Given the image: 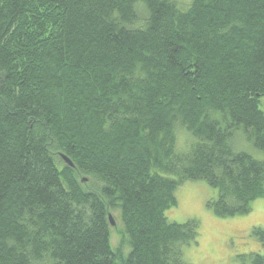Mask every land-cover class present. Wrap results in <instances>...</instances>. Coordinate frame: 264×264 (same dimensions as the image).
<instances>
[{"label":"trees","instance_id":"trees-1","mask_svg":"<svg viewBox=\"0 0 264 264\" xmlns=\"http://www.w3.org/2000/svg\"><path fill=\"white\" fill-rule=\"evenodd\" d=\"M263 97L264 0H0V264H193L166 212L188 180L220 216L264 197L233 141L264 152Z\"/></svg>","mask_w":264,"mask_h":264},{"label":"rangeland","instance_id":"rangeland-1","mask_svg":"<svg viewBox=\"0 0 264 264\" xmlns=\"http://www.w3.org/2000/svg\"><path fill=\"white\" fill-rule=\"evenodd\" d=\"M188 1V0H182ZM261 107L264 109V97ZM178 145L188 150L197 142L185 128L177 130ZM237 149L249 152L264 160V152L239 134L233 139ZM86 180V178H85ZM177 206L167 210L170 221L184 223L195 219L199 223L197 243L183 248L184 258L193 264H252L251 253L263 254L261 243L254 228L264 229V197L252 202V211L245 215L220 216L209 204L217 197V190L206 180H188L176 191ZM119 226L118 214H113ZM112 228L111 241L117 248L122 239L121 227ZM124 252L129 251L127 247Z\"/></svg>","mask_w":264,"mask_h":264},{"label":"water","instance_id":"water-1","mask_svg":"<svg viewBox=\"0 0 264 264\" xmlns=\"http://www.w3.org/2000/svg\"><path fill=\"white\" fill-rule=\"evenodd\" d=\"M61 156H62V158L64 159V161H65L68 165H70V166H74L72 160H71L69 157H67V156L64 155V154H61ZM109 220H110V223H111L112 225H115V224H116V222H115L114 217H113L112 214L109 215Z\"/></svg>","mask_w":264,"mask_h":264},{"label":"bare ground","instance_id":"bare-ground-1","mask_svg":"<svg viewBox=\"0 0 264 264\" xmlns=\"http://www.w3.org/2000/svg\"><path fill=\"white\" fill-rule=\"evenodd\" d=\"M264 255V253L262 254V256Z\"/></svg>","mask_w":264,"mask_h":264}]
</instances>
